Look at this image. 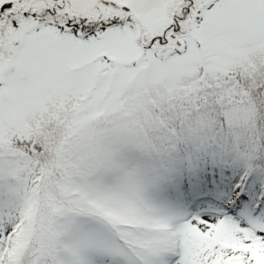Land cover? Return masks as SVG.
Returning <instances> with one entry per match:
<instances>
[{"label": "snow or ice", "instance_id": "1", "mask_svg": "<svg viewBox=\"0 0 264 264\" xmlns=\"http://www.w3.org/2000/svg\"><path fill=\"white\" fill-rule=\"evenodd\" d=\"M0 264H264V0H0Z\"/></svg>", "mask_w": 264, "mask_h": 264}]
</instances>
